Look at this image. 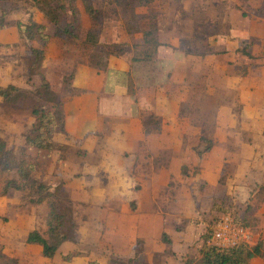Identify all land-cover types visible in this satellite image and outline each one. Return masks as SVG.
<instances>
[{
  "label": "rangeland",
  "instance_id": "1",
  "mask_svg": "<svg viewBox=\"0 0 264 264\" xmlns=\"http://www.w3.org/2000/svg\"><path fill=\"white\" fill-rule=\"evenodd\" d=\"M60 4L65 6L63 22L71 24L73 32L63 37L53 35L54 25L45 15L46 8ZM30 19L44 26L42 32L48 38L39 34L34 38L27 37L26 26ZM88 29L96 32L98 40L102 37L103 43L99 42L98 46L84 43ZM145 30L150 32L148 38L151 41L133 46L134 57L143 60L136 63L135 75H143L140 83L151 79L157 83L163 81L164 85L166 58L175 48V51L191 54L179 70L186 72L185 81L189 82V87L199 86L207 93H200L199 99L195 91L189 90L185 95L189 100H198L182 110L192 123L184 128L189 135L183 141V148L193 151L189 162L186 156L181 158L183 163L173 159L169 177L163 176L158 173L159 166L149 165L150 152L155 154L160 142L153 138L143 142L147 155L136 157L140 161L130 174L134 180L130 209H138L140 216V232L133 254L119 257L107 253L104 263L188 264L187 261L198 255L205 236L211 243L216 222L226 215L233 216L236 221L239 219L237 222L249 229L248 245L256 244L259 242L258 231L264 226V188L261 187L264 180V0H0V87L12 83L18 88L11 94V103H1L0 99V137L6 139L17 154L36 161L34 174L55 191L60 208L70 214L75 223L78 218L83 219V211L90 209L86 206L85 194H81L78 202L71 200L62 181L54 179L48 168L57 154L66 160L72 159L73 150L70 152L71 149L63 150L58 146L60 153L52 150L46 157L34 148L21 147L24 135L32 134L34 130L31 109L58 108L47 96L40 74L44 73L50 90L62 103V98L77 92L70 87L77 64L101 68L109 52L110 38H122V32L142 33ZM172 34L179 36V47L172 46ZM153 35L163 45L157 49L162 59H157L158 51L154 56L151 53L149 58H143L145 51L153 47ZM244 41L252 43L249 51L253 57L242 56L235 61L227 53L237 45L246 44ZM31 48L42 50L40 63L33 61ZM227 79L237 80L238 85L244 84L250 89L230 90L226 87ZM161 85H153L155 100L164 92ZM172 86L174 90L179 87L178 83ZM150 93L146 92L145 96ZM173 95L177 96V92ZM138 97L140 95L136 96V102ZM198 102L200 105L194 108ZM145 114L146 128L160 132V119L156 115L147 116L148 112ZM59 126H56L57 130ZM55 133L58 131L53 135ZM216 134L220 140H213ZM163 146L167 144L164 142ZM213 149L219 156L210 157L208 162V171L214 162L218 172L217 182L212 184L195 178L200 166L193 162V154L201 160V155ZM163 151L161 160L165 162ZM12 174L8 171L0 175V188L4 178ZM88 192L95 194V190ZM6 195H0V248L3 255L0 264H12L9 259L14 256L7 254L6 247L16 245L13 233L19 230L17 224H21L22 215L29 216L25 227L45 228L46 205L30 204L27 192L13 190ZM100 223L89 229L86 239L83 238L84 241L91 237L94 243L85 245V241H81L77 245L75 251L83 253L82 250L89 249L93 254L83 264H99L98 257L103 254ZM16 258L18 264H33V254Z\"/></svg>",
  "mask_w": 264,
  "mask_h": 264
},
{
  "label": "crops",
  "instance_id": "2",
  "mask_svg": "<svg viewBox=\"0 0 264 264\" xmlns=\"http://www.w3.org/2000/svg\"><path fill=\"white\" fill-rule=\"evenodd\" d=\"M121 35L122 38L112 37L108 41L109 52L103 67L98 68L83 63L74 67L70 87L77 92L62 98L65 132L61 131L53 135V140L59 148L71 149L70 152L73 150L74 154L71 156L74 157L66 160V157L62 158L57 154L54 161H51V168L49 164L51 174H54V179L62 181V187L68 191L70 199L74 202L81 199L82 193L85 194L86 206L89 205L90 208L83 211V219H75L78 224L76 242L64 241L53 257H44L41 255L40 245L25 241L27 232L39 227H25L29 216L22 215L21 224H17L19 230L16 229L15 234L13 233V237L16 236V245L12 244L11 248L6 247L7 254L18 258L33 254V264H83L93 257L89 249L82 250L83 253L73 256L69 261L62 260L61 255L75 251L78 243L87 235V231L101 222L103 233L100 241L103 254L98 257L99 264H106L104 262H107V253L130 257L133 254L135 239L140 232L138 209L136 211L130 209L131 198L134 197L132 195L134 180L130 174L140 161L136 157H143L145 153L147 155L146 148L143 149V142L151 138L160 142L159 149H155L156 155L150 152L149 165H153V168L159 166L158 173L163 176L169 177V166L172 167L173 159H179L183 163L181 158L186 156L189 162L190 152L193 151L189 148L184 149L183 141L189 135L184 128L192 126L190 125L192 123H190L191 118L182 110L189 108L198 100H189L185 95L190 92L189 90L195 91L199 99L200 93L204 95L207 93L204 89L200 90L199 86L189 87V82L185 81L186 72L179 71L183 61L188 60L191 54L182 53L177 49L175 51L174 48L166 58L164 85L163 81L157 83L151 79H145L141 84L143 80L140 78H143V75L135 74L138 61L143 60L134 57L133 46L143 42V35L140 31L122 32ZM172 35L170 37L172 46L179 47V36ZM99 42L103 43L102 37ZM237 46L227 53L233 56V59L234 49ZM159 53L160 51L157 52V59H162ZM241 57L238 61L242 59ZM177 83L179 87H175L174 90L172 85ZM226 83V87L230 90L250 89L248 86L246 88V85L244 87V84L238 85L237 80L234 79H227ZM161 84L164 92L157 95L155 100L153 85L159 87ZM137 87L142 89L136 91ZM132 88L135 89V93ZM148 91H151L150 96H145ZM174 91L177 92V96L173 95ZM137 95H140L138 102H136ZM198 105L199 102L194 108H198ZM145 112H148L147 116L156 115L160 119V132L146 128ZM213 140L220 138L216 134ZM164 142L167 144L166 147L163 146ZM58 149L54 151L59 152ZM163 150L166 155L165 162L161 160ZM216 155L219 156L214 149L210 153L201 155V160H197L196 155L193 154V162L199 163L200 166L199 172L195 175L197 180L202 179L212 184L217 182L218 172L215 170V163L212 162L211 171L207 168L210 157L215 158ZM215 162L221 165L220 161L215 160ZM88 190H95V194L89 193ZM77 191L80 194L78 197ZM74 205L79 206L78 203ZM92 239L89 237V240H84L85 245L94 243ZM257 239L261 243V251L264 255V226L259 229ZM247 264H264V256L252 257Z\"/></svg>",
  "mask_w": 264,
  "mask_h": 264
},
{
  "label": "trees",
  "instance_id": "3",
  "mask_svg": "<svg viewBox=\"0 0 264 264\" xmlns=\"http://www.w3.org/2000/svg\"><path fill=\"white\" fill-rule=\"evenodd\" d=\"M76 1V0H71ZM83 2L85 0H82ZM43 3H46L45 1ZM87 11L92 13L89 6L85 5ZM65 6L60 4L56 7L46 8L45 15L54 25V34L56 36L63 37L64 35H70L72 25L67 22H63ZM73 11L76 12V8L73 7ZM26 34L29 38H34L36 34L48 38L46 33H43L44 26L33 20H29V25L26 26ZM142 44H148L151 41L150 32L143 31ZM156 33V31H155ZM154 34V32H153ZM84 43L91 44L92 46H98V36L93 29H88L85 34ZM241 45H238L234 49V60H238L241 56L252 58L253 54L249 51L252 43L250 41H244ZM162 43L153 35V47L148 48L143 58H149L151 53L153 56L156 54L158 47ZM34 62H41L43 58V52L38 48H31ZM41 72V71H39ZM42 75V76H41ZM43 85L46 89V94L50 100H54L58 108L52 110H44L42 108L34 107L31 109V115L34 117L33 133L25 134L23 145L26 150L34 148L38 152H43L44 156H50L52 150L56 149L59 145L53 140V133L65 132L64 131V114L62 111V103L52 90H50L49 82L44 76V73L40 74ZM18 88L12 83H8L5 86L0 87V99L1 103H11V94L17 91ZM54 104V103H53ZM31 124V125H32ZM60 124V128L57 130L56 126ZM28 158V157H27ZM25 156L17 154L13 147H11L8 141L0 137V175L5 172H12V176L4 178L2 186L0 188V195L9 194L11 191L16 190L21 193L27 192L29 197L28 202L35 206L46 205L44 214L45 228H34L27 232L25 241L27 243L38 244L41 246V255L51 258L55 255L58 247L64 241H76L75 229L77 224L73 220L72 216L60 208L59 203L56 200V193L52 191L49 186L39 177L34 174L35 160H29ZM50 162V161H49ZM49 168V166H48ZM264 188V180L261 186ZM237 219V218H236ZM237 221H240L237 219ZM166 241L168 238L163 235ZM208 236L204 237L202 244L200 245L197 256L189 261L188 264H247L252 257L264 256L261 251V243L257 242L254 245H248V243H239L229 247H218L207 242ZM80 252L72 251L67 254L61 255V259L69 261L73 256L78 255ZM0 257H3L0 248ZM12 264H18L16 257L9 259ZM141 264V263H140Z\"/></svg>",
  "mask_w": 264,
  "mask_h": 264
},
{
  "label": "built area",
  "instance_id": "4",
  "mask_svg": "<svg viewBox=\"0 0 264 264\" xmlns=\"http://www.w3.org/2000/svg\"><path fill=\"white\" fill-rule=\"evenodd\" d=\"M251 233L248 228L239 224L231 215L222 216L216 222L211 244L218 247H229L239 243H248Z\"/></svg>",
  "mask_w": 264,
  "mask_h": 264
}]
</instances>
